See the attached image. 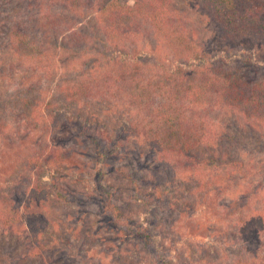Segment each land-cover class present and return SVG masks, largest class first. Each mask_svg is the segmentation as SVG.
Wrapping results in <instances>:
<instances>
[{"label":"trees","instance_id":"obj_1","mask_svg":"<svg viewBox=\"0 0 264 264\" xmlns=\"http://www.w3.org/2000/svg\"><path fill=\"white\" fill-rule=\"evenodd\" d=\"M193 1L0 0V72H6L7 63H18L9 77L21 79L7 93V106L28 110L27 123L42 132L72 129L97 149L104 138L99 134L112 137L111 147L96 156L102 166L91 178L87 174V191L71 184L66 193L55 194L64 201L70 193L96 201L99 192L108 202L122 193L121 187L131 190L138 181L152 189L149 203L138 198L144 208L127 212L125 220L118 217L127 228L125 245L134 247L133 260L125 264H178L180 251H163L159 245L161 221L173 227L181 217H195L200 207H213L218 194L256 197L257 203L235 223L236 231L224 239L208 234L190 248V263L180 264H264V250L245 241L264 233V163L253 166L245 156L257 152L264 157V0ZM207 18L219 44L207 33H213L203 24ZM97 104L103 105L101 111L92 112ZM102 116L110 120L111 134ZM95 121L103 126L100 132ZM255 134L260 150L250 152ZM126 136L144 138L158 151L151 177H135L123 165L108 174L109 160L125 147L120 139ZM86 151L66 152L60 166L67 168L65 179L81 183L73 169L87 168L89 162H75L74 156ZM48 155L41 153L34 161L38 184L32 189L33 195L41 192L40 199L49 189L46 174L61 163L53 165ZM121 179L127 181L124 186L117 182ZM138 187L133 191L138 193ZM246 188L251 194L243 193ZM164 203L172 213L168 217L161 212ZM108 205L109 214L120 215L115 204ZM3 220L6 228L29 238V256L50 264L43 232H29L12 216L3 214ZM138 241L144 243L139 251ZM88 252L84 248L80 255ZM144 253L155 258L148 260ZM5 255L10 259V252Z\"/></svg>","mask_w":264,"mask_h":264},{"label":"rangeland","instance_id":"obj_2","mask_svg":"<svg viewBox=\"0 0 264 264\" xmlns=\"http://www.w3.org/2000/svg\"><path fill=\"white\" fill-rule=\"evenodd\" d=\"M190 3L195 4L193 0ZM200 13L199 15H201ZM203 24L208 26L210 30L213 29V33L207 31L210 34L212 43L219 44L218 31L213 25L211 26L208 18ZM17 64L7 63L5 66L6 72H0V264H42L38 257L28 255L27 242L29 238L24 234L15 233L3 225L5 222L3 214L15 217L19 225L24 222L29 232L30 230L31 232H43L40 235L41 238L50 245L48 253L52 260L50 264H125L129 258L133 260L131 253L134 247L131 244L125 245L129 240L124 235L127 228L124 223L119 221L118 217L125 220L124 216L129 215L127 212L144 208L138 198H145L149 203L150 198L147 193H150L152 189L148 190L145 185L138 181L137 185L133 187L135 189L139 186L138 193L133 189L127 190L124 186L127 181L121 179L117 182L120 183V186H124L121 187L122 193L109 199L108 202L98 196L99 192L94 193V196L97 197L96 201L88 200L84 194L79 196V194L70 193L67 201L56 196L57 191L64 192L63 190L67 189L68 186L71 187V184L78 185L81 191H87V187L91 184L90 181H86L87 174L91 178L95 167L98 170L102 166L101 161H96L99 158H96L98 151L100 150V153L106 152L111 147L113 140L108 134L107 136H105V133L103 135L99 134L100 137L104 136V138L99 140L100 148L97 149L96 144L89 138L79 136L72 129L61 133L58 131L53 133L47 127L42 132L39 128L36 129L33 124L27 123L28 118H25V115L29 112L28 110H19L13 108V106H7V96L9 95L7 93L14 92L21 80L20 75H14L13 79L9 77L10 74L15 73L14 67ZM19 70L21 69H17V71ZM61 107L59 109H65L63 104ZM102 107L103 105L97 104L92 107V112L95 110L101 111ZM19 112L22 114L21 117ZM101 118L100 122H104L105 129L111 134L113 127L110 120L105 116ZM92 123L98 124L95 131L99 130L100 132L102 130L103 126L98 121ZM119 135L125 136V133L119 132ZM120 140L125 147L119 150L118 155H112L114 156L112 157L113 161L109 160L112 165L107 167L108 174L111 176L112 169L123 165L125 167L130 166L132 171L129 174H134L135 177H151L154 172L152 167L156 163L154 161H157L158 151L156 148L146 142L144 138L134 140L131 137L128 139V136H126V139ZM251 140L250 152L255 147L260 150L259 136L255 134V139ZM85 148H87V151L84 155H81V157L74 156L75 162L77 160L89 162L87 168L82 166L80 170L73 169L75 177L79 176L81 178V183H75L73 177L65 179L67 168L63 169L60 166H64L62 159L66 156V152L72 150L82 152ZM125 148L128 149L127 152ZM239 150H241V147ZM46 151L52 154L48 155ZM41 153L51 156L53 165L55 161L61 162L58 163L59 165L55 170L49 171L46 174L47 177L44 178V183L49 186V189L43 195V199H40V191H37V195H33L32 189H35L38 184L36 182L38 170L34 161L38 159ZM245 156L249 159L252 158L253 166L258 167V164L264 163V157L261 153L251 152ZM243 193L248 195L251 194V191L246 188L243 189ZM129 196H135V199L131 197L130 200ZM100 199L102 201H99ZM215 201L213 207H200L199 214L195 217H181L182 220L173 227L171 221H161V232L158 236L160 239V241L158 239L159 245L163 251L167 249L180 251V262L175 258L178 264L190 263L193 257L190 248L193 247L194 243L195 246L203 243L208 234L214 235V238L219 236L217 238L224 239L231 232L236 231L235 223L241 222V217H246V214L257 203L256 197L250 196L248 198V196H245L240 199H233L231 196L227 197L219 194ZM109 203H113L118 207L117 213H120L119 216L113 217V214H109V211L106 210L109 208ZM163 206H160L161 212L168 217V214L172 213H168V209H164L167 206L166 203ZM113 224L121 227L122 231L118 232L119 228H115ZM92 227L93 230L90 232L89 230ZM17 232L24 231L17 230ZM94 233H98V235ZM85 235L89 237L85 238ZM251 236H254L253 241L250 238ZM245 241L252 248L258 247L264 250V233L261 235L252 234ZM138 244L137 251L142 250L144 243L138 241ZM153 246L156 247V244ZM84 248L89 250L86 257L80 255L81 252L84 253ZM150 250L153 252V247H150ZM6 252L11 253L10 259L6 258ZM143 255L148 260L155 258L153 253H144ZM172 255L174 256L175 253Z\"/></svg>","mask_w":264,"mask_h":264}]
</instances>
